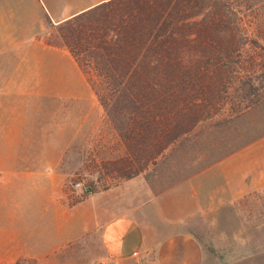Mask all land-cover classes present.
Wrapping results in <instances>:
<instances>
[{
	"label": "crops",
	"instance_id": "1",
	"mask_svg": "<svg viewBox=\"0 0 264 264\" xmlns=\"http://www.w3.org/2000/svg\"><path fill=\"white\" fill-rule=\"evenodd\" d=\"M107 1L37 0L38 9L24 13L21 26L11 20L14 7L22 3L0 4V56L21 57L0 80L2 241L11 236L13 221L22 218L21 231H51L50 244L56 251H85L94 257L93 264H264V237L256 240L249 233H264V224L244 229L241 222L237 224L236 212L238 201L264 191V138L156 195H148L141 173L80 201L64 189L71 173L62 171L61 163H85L79 154L92 148L91 130L105 115L93 112V92L70 55L45 44L43 23L45 17L53 25L62 23ZM56 6L75 11L56 19ZM46 102L90 106L81 113L56 111L47 116L37 107ZM49 146H56L53 159L48 157ZM68 151L73 153L72 162L67 160ZM6 163H56V175L22 172ZM19 187L15 198L14 189ZM200 223L212 233L214 249L222 248L226 239L256 249L222 261L220 253L207 250L194 234ZM238 231L244 232L243 237Z\"/></svg>",
	"mask_w": 264,
	"mask_h": 264
},
{
	"label": "trees",
	"instance_id": "2",
	"mask_svg": "<svg viewBox=\"0 0 264 264\" xmlns=\"http://www.w3.org/2000/svg\"><path fill=\"white\" fill-rule=\"evenodd\" d=\"M238 10L229 0H110L56 25L98 101L123 119L129 163H155L226 104L245 45Z\"/></svg>",
	"mask_w": 264,
	"mask_h": 264
},
{
	"label": "rangeland",
	"instance_id": "3",
	"mask_svg": "<svg viewBox=\"0 0 264 264\" xmlns=\"http://www.w3.org/2000/svg\"><path fill=\"white\" fill-rule=\"evenodd\" d=\"M221 1L225 2V0ZM11 2L14 4L22 3V7L15 6L13 9L15 14L11 21L17 26L18 24L21 26L24 13L32 8L38 9L35 8L37 0H0V4H11ZM229 2L234 9H240L237 11L239 12L237 24L244 35L245 45L240 51V58H237L239 64L235 78L227 91L226 104L220 108L214 117L201 122L189 135L182 137L177 143L170 146L155 163H129L131 159L129 152L121 133L118 131L123 119L118 115L109 116L106 108L101 105L87 83L93 92L91 105L93 112H103L105 118L95 124L91 130L92 148L84 151L82 155L79 154L85 163H61L62 171L71 173L64 180V189L73 195L75 201H80L83 196H81L83 190L79 191L74 188L76 183H81L83 189L106 190L120 182L138 176L140 173L136 174L135 172L141 167L144 168L141 172L145 178L143 186L146 187L149 196L156 195L216 164L249 143L264 138V0H229ZM246 6H250V10H244ZM39 11L42 12V9L39 8ZM73 11L75 9L72 7L56 6V19ZM16 13L20 15L17 16ZM4 18L6 23L11 22L9 17ZM46 19L48 18L45 17L43 23L45 44L50 47L56 45L57 47L53 48L70 55L57 36L56 25L60 23L53 25L50 22L52 26H49ZM18 20L20 21L18 22ZM20 58V56L13 54L0 56V80H4L5 76L9 74L7 69L18 62ZM199 66L203 68L202 65L199 64ZM246 82L250 83L253 89L252 94H249L247 86L243 85ZM89 106V103L80 102H46L37 105L39 111L47 114V116L56 113V111L81 113L88 110ZM29 110L31 111V109ZM128 117V114H125L124 119L126 120ZM47 148L50 151L48 155H51L48 157L53 159L56 156V146ZM66 154L67 160L72 162L73 153L68 151ZM9 165L22 172L36 170L44 171L45 174L56 175V163L7 164V166ZM50 165L53 166L52 170L45 169ZM128 167L130 168L127 169ZM20 189L22 188L14 189L15 198L20 195ZM236 210L237 224L241 222L244 229H255L261 223L264 224V191L238 201ZM227 212V210H222L223 214H227ZM21 220L22 218H18V220L13 221L11 236H8L6 242L2 241L0 236V264L94 263V257H88L85 251L81 253L72 249L56 251L50 244L54 236L51 231L37 234L31 231H21L23 228ZM227 224L228 221L226 228ZM239 232L238 235L243 237L244 232ZM249 233H252L256 240L264 237V233L260 230L256 232L249 230ZM194 234L199 236L207 250L216 254L220 253L222 261L225 262L229 259L242 258L248 251L256 249L255 247L251 249L250 246L245 248L236 246L239 244L238 239L232 242L234 243L232 246H229L232 243L226 239L222 248L214 249L212 247L214 243L212 233L206 230L204 223L197 225ZM5 243L6 246H4Z\"/></svg>",
	"mask_w": 264,
	"mask_h": 264
},
{
	"label": "built area",
	"instance_id": "4",
	"mask_svg": "<svg viewBox=\"0 0 264 264\" xmlns=\"http://www.w3.org/2000/svg\"><path fill=\"white\" fill-rule=\"evenodd\" d=\"M74 188L77 189V190H79V191H82L83 190V185L81 183H76L74 185Z\"/></svg>",
	"mask_w": 264,
	"mask_h": 264
}]
</instances>
